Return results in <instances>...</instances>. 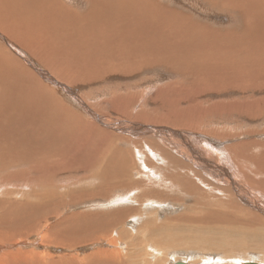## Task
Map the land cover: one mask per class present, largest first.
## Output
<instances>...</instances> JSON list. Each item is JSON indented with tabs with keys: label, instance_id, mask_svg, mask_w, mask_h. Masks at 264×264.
I'll list each match as a JSON object with an SVG mask.
<instances>
[{
	"label": "rangeland",
	"instance_id": "rangeland-1",
	"mask_svg": "<svg viewBox=\"0 0 264 264\" xmlns=\"http://www.w3.org/2000/svg\"><path fill=\"white\" fill-rule=\"evenodd\" d=\"M62 1L67 7L78 13L89 10L93 5V0H89V5L87 0ZM155 1H159L160 6L176 9L178 12L183 11L182 13L189 16L187 19L180 17L182 26L179 29L183 31H179V34L183 37L194 36L211 43L208 45L217 46L215 44L218 41L216 36H219L221 46L225 47V41L229 36L241 35V42L245 44L246 48L244 51L241 49L238 51L243 54H235L233 57V50L220 51L222 54L218 53L216 56L226 57L227 60L223 68L220 69L215 61L210 60V51L207 49L206 57L209 58H207L209 64H207L208 60L201 56L204 60L196 59L193 61L194 63H191V65L193 64L191 66L187 64L189 59L181 61L184 56L179 52H182L184 47L178 48L179 46L175 45L179 52L172 48L169 52L166 51L161 59L155 57V62L147 63L144 59L145 64L136 63L121 73L119 71L110 72L103 77L104 80L99 77L90 81L92 77L84 75L83 77L89 82L85 83L73 82L68 77L69 82L67 79L64 81L54 75L50 69L41 67V64L32 63L31 65L28 54L21 50L24 47L15 44L20 47V50L11 48L9 51H15L13 52L15 58L22 61L21 68L31 69L30 71L37 77V80L30 78L28 83L32 84L34 89H39L41 82L46 87H41L43 91L34 97L46 95L51 98L50 100L54 98L56 101L63 102L68 109L64 110L65 112L73 114L77 112L87 124H94L92 125L93 129L98 130V134L94 135L90 131L86 133L87 128H85L84 122L72 121L69 126H66L68 134H65L62 140H58L57 138L60 136L55 134L52 135L53 137L46 138L43 147L47 148L51 144L53 148L44 150L40 146L38 147L37 157H34L42 167L38 169V175H32L34 173L31 168V159H27V157L25 159L27 162L18 159L20 165L15 166L16 168L10 167L15 171L19 170L18 176L0 177V241L9 238L20 243L14 248H1V256L7 252V249L15 251L18 248V250L24 248L22 251L29 250L33 253L37 252L35 253L37 255L44 254L45 257L40 259L45 260L48 259L47 256L51 255L54 260L59 259L60 261L77 256L74 262L82 264L85 256L94 250L103 248L102 250H122L124 260L122 258L121 262L123 264H172L180 260L189 264H244L248 259V262L259 263L261 261L260 264L264 262V38L260 40L261 42L257 38L256 42L252 41L247 30L252 29L256 24H251L248 21L249 18L244 21L245 16H241V18L235 10H230L224 5L220 6L216 1ZM176 15L179 17V14ZM204 26L206 28H203ZM0 37L2 36L0 35ZM0 41L8 42L7 39L3 41L1 38ZM253 43L255 49L251 46ZM238 44L241 47V43L238 42ZM198 48L199 45H197ZM205 60L207 63L204 62ZM254 61L257 64H254ZM245 73L247 74L245 75ZM96 74L98 72L94 71L93 76ZM83 77L80 76V78ZM256 82L257 85H254ZM38 86L40 87L38 88ZM247 88L250 90L248 91ZM37 95L39 96L37 97ZM20 116L22 117L21 114ZM67 119L70 120L69 117ZM81 134L89 136L88 139ZM186 140H189L193 144V148L197 149V152L203 157L205 155L208 157L205 156L213 165L212 168L208 166V168H199V164L194 160L195 153L182 144ZM199 142H204V145ZM201 146L207 147L208 153ZM55 147L58 152L54 149ZM104 148L109 151L110 159L117 158L108 160L109 166L112 164L120 166L123 162L119 161V158L124 160L125 168H130L134 174L132 178H129L132 183L119 176L123 183L125 181L127 183L118 186L114 182L111 188L100 186L95 189L97 182L90 178H84L89 174H96L98 179L99 174L97 173L102 169L99 163L105 159L93 160V154L95 152L104 154ZM50 149L53 151L51 154ZM39 150H42L41 153ZM87 150H93V152H87ZM65 151L70 153L66 152L64 158L58 159L59 155ZM187 151L190 154H187ZM42 153L45 154L46 160ZM28 154L31 157L33 155L32 153ZM39 154H42L41 158L38 156ZM50 155L55 160H52ZM71 158L73 159L71 160ZM35 160L32 159V163ZM22 161L25 162L22 163ZM215 166L227 170L229 176L231 173L234 177L232 178L233 183H229L231 180L227 177L224 179L219 176V172L213 169ZM81 167L88 170L83 171L80 169ZM137 170L142 171H139L140 173L137 175ZM9 171L7 168L3 173L6 174ZM109 174L106 176L109 177ZM110 175L112 176H110L111 180L119 179L117 175L112 173ZM44 177L46 179H43ZM236 183H240L241 186L244 184L242 187L246 188L245 191H248L255 201H247L244 196L234 191L231 184ZM114 184L118 187L112 189L115 187ZM143 188L146 190L143 191ZM107 190L111 192L105 193ZM86 194L87 196H85ZM44 195L46 198H37ZM29 197L31 200L28 199ZM38 199L46 203L41 209L33 210L27 204V209H22L24 212L21 210L20 202L34 203L38 202ZM14 203L19 208H16ZM123 210H127L126 215H118ZM110 211L112 212L110 213ZM71 212H99L98 220L100 219L101 222L103 219L107 222L102 224L96 217L90 216L84 220L89 218L86 222L96 223L95 229L98 230L96 232L83 229V231H79L82 228L79 222L72 220L55 225L50 231L51 236L43 235L45 232H42V227H39V224L42 223L44 215L51 217L46 222L51 224L59 217ZM106 212L109 214L106 215ZM209 213L216 214L218 217L223 216L225 220L207 223L205 218L207 219ZM6 214L8 215L5 216ZM111 214H115V216H111ZM16 218L18 219L15 220ZM108 218H111V224H115V221L119 219L116 221L120 222L119 226L106 228L109 222ZM154 219L156 221H153ZM98 223L101 225L99 226ZM224 223L226 224L224 225ZM239 223L240 225H238ZM32 227L34 230L37 229L36 232L32 230ZM22 230H26V232ZM17 232H23V234H16V237L13 234ZM94 232L101 238L111 235L112 239L116 238V244H109L107 239L88 242ZM120 232L124 236L119 234ZM100 237L98 239H101ZM67 241L70 242L69 246ZM71 242L72 245L74 243L73 246ZM58 243H62V245L56 246ZM75 253L76 255H74ZM200 253H202L201 256ZM222 254L223 256H221ZM200 258L203 259L200 260ZM254 258L257 259L254 260ZM241 260L243 261L241 262Z\"/></svg>",
	"mask_w": 264,
	"mask_h": 264
},
{
	"label": "bare ground",
	"instance_id": "bare-ground-1",
	"mask_svg": "<svg viewBox=\"0 0 264 264\" xmlns=\"http://www.w3.org/2000/svg\"><path fill=\"white\" fill-rule=\"evenodd\" d=\"M90 1L87 0L88 5H89ZM210 1L211 2L216 1L220 6L224 5L230 10L233 9L237 13H239L240 17L241 16L246 17V18H244V21L249 18L248 21L251 22V24H256L252 29L247 30L248 35H251L250 37H251L252 41L256 42V38L259 39V41L262 38H264V6H263L264 0H210ZM158 2L159 1H155V0H93V5L89 10L81 11V13H78L74 9L67 7L66 4L62 0H0V35L2 36L0 38L3 41H6V39L8 40L7 43H3L0 41V177L1 178L6 177L5 175H10V178L12 176H18L19 170L15 171L14 168H11L14 170V171H12L10 169V167H15V166L17 167V165H20L18 163V159L25 160L27 157H28L27 159H31V168H32V172L34 173L32 175H38L37 174V173H39L38 169L42 168L39 165V163L35 160V158L37 157L36 153L38 151V147L40 146L44 150H47L49 148H53V146H51V144H49V147H47V148L43 147V144H44L46 138L48 136L53 137L52 135L55 134V135L60 136V137L58 136L59 137V138H57L58 140H62L63 139L62 137L65 136V134H68L67 133L68 130H66V126H69L70 122H72V121H75L76 123L77 122H80V123L84 122L86 124L85 128H87L86 133L90 131L94 135L98 134L97 133L98 130L93 129L92 125H94V124H92L91 122H90L91 123L90 125L87 124L86 121L84 119H82L80 115L77 114V112H76V114L65 112L64 110H68V109H66V105H64L63 102H61L59 100L56 101V99H54V98H52V100H50L51 98L46 96V95L41 96V97H38L39 95H37L38 98L34 97L36 94H39L40 92L43 91L41 89V87L42 88H46V87L41 82L40 83L41 87L38 86V88L40 87L39 89H37V88L34 89L33 85L32 84L30 85V83H28L30 81V78H36V80H37V77L34 75V73H32L30 71L31 69L29 70L27 67L25 69L21 68L20 65L23 66L22 61L15 58V54L13 53L15 51H13V52L9 51V50H11V48L12 49L17 48L20 50V47H18L15 44H19L22 47H24V49L21 48V50L28 54V59L30 60L29 63L31 62V65H32V63L38 64V65L41 64L42 65L41 67H43V68L46 67L47 69H50V71L54 75L59 77L61 80L66 81V79H67V81H68V78H69V79H72L73 82H85V83H89V82L87 81V79L85 77H83L84 75L91 76L92 78H90V81L92 79L96 80L95 78H99V77H100V79L101 78L103 79V77L105 75L109 74L110 72L119 71V73H121L123 70H127V69L131 68L132 66L136 65V63L137 64L138 63L139 64L140 63L145 64L144 59H146L147 63L149 61L155 62L154 61V59H156L155 57H158L159 59H161L162 55L166 54V51L169 52L170 49H172V48H174L176 50L177 47H175V45L179 46L178 48L184 47L182 52L181 51L179 52V50H176L184 56L183 59H181V61L189 59V62L187 64L191 65V63L193 61H196V59H200L202 61V60H204L203 58H206V60H208L210 58V60L215 61L219 65L218 68H220V69L223 68L225 62L227 61L226 57L224 58V57H217L216 56L218 53L222 54L220 51L225 50L227 52L229 50H233L234 53L232 55L234 57L235 54L238 55V54L242 53V52L238 51V49H241L242 51H244V49L246 48L245 44L243 42H241V35L229 36V38L225 41V43H226L225 47L221 46L219 36H216L218 41L215 44H217V46L208 45L211 43L206 42L205 40H201L199 38H196L194 36H190L189 38H188L189 35L187 37H185V36L183 37L182 35L179 34V31H183V30L179 29V27L182 26V22H181L182 19L180 17L187 19L189 16L187 14L182 13L183 11L178 12V11H176V9L175 10L174 9H167L163 6H160V4ZM145 4H147V5H145ZM235 11H233V12H235ZM176 14H179V17ZM124 18H126V19H124ZM203 28H206V27L204 26ZM183 38H185V39H183ZM236 41L241 43V47L239 46L238 42L235 43ZM197 45H199L198 49H197ZM251 46H253L255 49L254 43H253V45L251 44ZM207 49H209V51H210L209 52V58L206 57L208 55ZM226 54H228V53H226ZM201 56H203V58ZM25 58H27V57H25ZM227 59H229V58H227ZM206 60L204 62H206ZM138 61H140V62H138ZM207 64H209V60H208ZM254 64H257V62L254 61ZM28 67H30V66H28ZM208 67L210 68L209 65H208ZM144 68H146V67H144ZM249 69H251V68H249ZM94 71H97L98 74L93 76ZM207 71H209V70H207ZM40 74H42V73H40ZM246 74L247 73H245V75ZM261 74H260V78L263 75V74L262 75ZM43 75H44V73H43ZM80 76L83 78H80ZM257 76H258V74H257ZM253 77H254V75H253ZM240 78H242V77H240ZM247 78H245V79H247ZM53 81H55V80H53ZM250 81H252V80H250ZM260 81H262V80H260ZM257 82L254 85H257ZM54 84H58V83H54ZM258 85H261V84H258ZM250 88L249 89L247 88L248 91L250 90ZM65 90H66V88H65ZM241 91H242V89H241ZM71 94H73V92H71ZM79 99H80V97H79ZM52 102H54V103H52ZM102 108H103V106H102ZM69 109H71V108L69 107ZM20 114L22 115V117L20 116ZM67 117H69L70 120H68ZM96 118H98V117H96ZM135 134H137V133H135ZM81 135H83L87 139L89 137V136H85L84 134H81ZM175 136H177V135H175ZM182 144L185 145L187 147V149H189L190 151L195 153V155H194L195 159L194 160H196V162L199 164V168L200 167L201 168L202 167L203 168H208V167L212 168L213 167V165H211V163L206 159L207 156L205 155L206 157L204 156L205 157L204 158L200 153H198L197 149L193 148V144L189 140L184 141ZM199 144L204 145V142L203 143L199 142ZM205 146H206V143H205ZM56 148L57 147H55L54 149L57 150ZM201 148L204 151H207V153H208L209 149L207 147L201 146ZM258 148H259V146H258ZM41 151L42 150H39L40 153H41ZM88 151L89 150H87V152ZM49 152L51 154V152H53V151H51V149H50ZM57 152H58V150H57ZM66 152L67 151L62 152L63 154L61 153L59 155L58 159L64 158V153H66ZM89 152H93V150H90ZM116 152H117V148H116ZM28 153H32L33 154L32 157H31V155L28 156L29 155ZM76 153H77V151H76ZM57 154H55V155L58 156ZM187 154H190V153L187 151ZM41 155L39 154L38 156L40 157ZM44 155L45 154H43V157L46 160V157ZM70 156H72V155H70ZM67 157H69V156H67ZM109 157H111V155L109 154V151L106 149H105L104 154H100V153H96V152L93 154V160H101L102 158L105 159V161L102 160V162L99 163V165L102 166V169L99 171V173H97V174H99V177H98L99 180L97 179L96 176H98V175H96V174H91V175L89 174V176L84 177V178L93 179V180H95V182H97L95 184V186H96L95 189H98L100 186H106L107 188H111V186L113 185L114 182L118 186L123 185L124 183H127V182L125 181L123 183L122 180L119 178V176L122 177L123 180H127V181L129 180L130 181L131 179H129V178L130 177L132 178V175H134L131 172L130 168H128V169L125 168L124 160H121V158H119V161H121L123 163L120 166H116L114 164L109 166V164L107 162L108 160H116L117 159L116 157L115 158L113 157V159H110ZM73 158L75 159L74 155H73ZM73 158H71V160ZM76 158H78V157H76ZM32 159L35 160L34 163H32ZM51 159H52V156H51ZM45 160H44V162H45ZM52 160H55L54 157ZM25 161L27 162V160H25ZM25 161H22V163ZM56 161H57V159H56ZM49 163H50V160H49ZM56 163H58V162H56ZM70 163H69V165H70ZM74 163H76V162L74 161ZM77 163H78V161H77ZM7 168L10 171L7 172L6 174L3 173V171ZM80 169H82L83 171L88 170L87 168L83 169L82 167ZM213 169L216 170L217 172H219V174H218L219 176H221L223 178L227 177V179L231 180V181H229V183L230 182L233 183L232 178H234V177L232 176V174L230 172H229L230 173V176H229V174L227 173L228 171L223 169V168L219 169L218 166H215V168H213ZM44 171L46 172L47 170L45 169ZM139 171H142V170H139ZM139 171L138 170L136 171L137 175H138V173H140ZM109 173L110 174L112 173L115 176L117 175V177L119 179H115L116 181H114V179L111 180L110 178L112 176ZM108 174H109V177H107ZM49 175H51V174H49ZM215 175H216V173H215ZM39 176H41V175H39ZM117 177H115V178H117ZM26 178H27V175H26ZM113 178H114V176H113ZM144 178H145V176H144ZM43 179H46V178L44 177ZM234 180H236V179H234ZM35 182H36V180L34 181V183ZM39 182H41V181H39ZM130 182L132 183V181H130ZM41 183H43V182H41ZM74 184H76V183H74ZM115 184H114L115 187H112V189L118 187ZM231 185L235 189L234 191H236L241 196H244V198L247 201H249V200L253 201V202L255 201V199L254 200L252 199L254 197L251 196L248 193V191H245L246 188L242 187L244 184L242 186L240 185V183H236L234 185L231 184ZM140 188H141V185H140ZM144 188L142 189L143 191L146 190ZM149 190H151V189H149ZM110 192H111L110 190H107L105 193H110ZM242 192H244V193L241 194ZM55 193L56 192H54V194ZM148 194H150V193H148ZM45 195L39 196L37 198H41V197L46 198L48 196V193H47L46 197H45ZM245 195H247V197H245ZM85 196H87V194ZM260 196H262V195L260 194ZM52 197H53V195H52ZM121 197L123 198V196H121ZM106 198H107V196H106ZM28 199H30V197ZM114 201L116 202V200H114ZM119 201H121V200H119ZM127 201H129V200H127ZM138 201H136V202L138 203ZM146 202H147V200H146ZM27 204L30 205L29 208H32L33 210H38V209H41L46 203L41 202V200L39 201V199H38V202H34V203L22 201V202H20L21 210L27 209V207H28ZM13 205L16 208L18 207L16 203H14ZM8 209L10 210V208H8ZM214 211H215V209H214ZM217 211H218V209H217ZM111 212L112 211H110V213ZM126 212H127V210H123V211L119 212L118 215H126ZM114 213H116V212H114ZM107 214H109V213L106 212V215ZM7 215L8 214H6L5 216H7ZM53 215H56V214H53ZM101 215H103V214H101ZM112 215L115 216V214H111V216ZM44 216H43L44 218H43L42 223H41L42 225L39 224L40 225L39 227H42V229H41L42 232H45L43 235H50L51 234L50 231L52 230V228L55 225H58V224H61V223L67 222V221H72V220H77L79 222L80 226L82 227L81 230H79L77 228L79 231L91 230V231L96 232V231H98L97 229H95L96 223L94 224L92 222H86L89 218L86 219V221L84 219L86 217H90V216L99 218L100 213L99 212H96V213L95 212L94 213L93 212H91V213L90 212H77V213L71 212L68 215H64V216L59 217L58 220L54 221V223H51V224L46 223L48 221V219H50L51 217L49 218V217H46V215H44ZM207 216H208L207 219L205 217L204 218H205L206 222L210 223V224L212 222H223L225 220V218L223 216L218 217L216 214H213V213H209V215H207ZM98 218H97V220H98ZM127 218H126V220H127ZM17 219L18 218H16L15 220H17ZM29 219H32V218H29ZM112 219L115 220L114 218H112ZM39 220H41V219H39ZM118 220L119 219H117L116 221H118ZM98 221L100 222V219ZM111 221L112 220L110 218L109 222H108V226H106V228H110V227L114 228V227L119 226L120 222L115 221V224H111ZM153 221H156V220L154 219ZM196 221H197V219H196ZM199 221L200 220L198 219V222ZM101 222L103 224L104 222L106 223L107 220L103 221V219H102ZM149 223H150V221H149ZM153 223H155V222H153ZM127 224H128V222H127ZM200 224H201V222L199 223V225ZM225 224L226 223H224V225ZM32 225H34V224H32ZM100 225L101 224H99V226ZM129 225H131V224H129ZM142 225H143V223H142ZM155 225H156V223H155ZM203 225H205V224H203ZM238 225H240V223ZM19 228H17V229H19ZM57 228H59V227H57ZM99 228H101V227H99ZM237 228H239V227H237ZM25 229L29 230L27 228H25ZM26 230H22V231L26 232ZM32 230L34 232H36L37 229L34 230L32 227ZM38 231H39V229H38ZM120 231H121V229H120ZM263 231H262V233H263ZM30 232H31V228H30ZM95 232H94V234L92 233L93 235L91 233H89V234H91V237H89L90 239L88 238L89 240L87 239L88 242H92L95 240H105V239L108 240L109 244L110 243L114 244L116 242V238L112 239L111 235L110 236L107 235L108 236L107 238H105V237L101 238L100 236H97ZM16 234L20 235V234H23V232L22 233L17 232L13 235H16ZM119 234L123 235L121 232ZM17 235H16V237H17ZM59 235H61V234L59 233ZM62 235L64 236V234H62ZM98 235H100V234H98ZM121 235H120V237H121ZM257 235H259V234H257ZM45 237H47V236H45ZM98 237H100L101 239H98ZM1 238H3V237H1ZM14 238L15 237L13 236V239ZM47 238H49V237H47ZM262 238H260V239H262ZM50 239L52 241V238H50ZM54 239H56V238H54ZM57 239H59V238H57ZM70 240H71V238H70ZM70 240H68V241H70ZM68 241H67V244L69 246L70 242H68ZM57 242H58V240H57ZM61 242H63V241H61ZM72 242H71V245H72ZM0 243H1L0 249L6 248V247L7 248H14L17 244L20 245V243H16L14 240H11L9 238L5 239V240L2 239L0 241ZM54 244H57V243L55 242ZM59 245H62V243L61 244L58 243V245H56V246H59ZM73 245H74V243H73ZM199 247H200V245L198 246V248ZM21 248H22V246H21ZM189 248H190V246H189ZM18 249L17 250L14 249L15 251L7 249L6 253H4V254L2 253L3 255L2 256L0 255L1 256L0 257L1 258L0 264H76L74 262V260H76L77 256L70 257V258L64 257L65 260L60 261L59 259L54 260L52 258V255H51V256H47L48 259L45 260V259H40V258L45 257V255L42 253L37 255V254H35L37 252L33 253L29 250L28 251H22L24 248L22 250H18ZM102 249L94 250V251H92V253H89L87 256L84 255L85 257L83 258L82 264H114V263L115 264H123V262H121L122 258L124 260L122 250L119 251V250H115V249H113V250H102ZM190 249H192V248H190ZM185 250H187V249H185ZM194 250H196V249H194ZM154 251H156V250H154ZM192 251H193V249H192ZM203 254H204V252H203ZM74 255H76V253ZM195 255H197V254H195ZM201 255H202V253H200V256ZM214 255L217 256L216 254H214ZM237 255H239V254H237ZM38 256H39V258H37ZM221 256H223V254ZM220 257H217V258H220ZM240 257H238V258H240ZM249 257L250 256H248V258ZM187 258H188V256H187ZM205 258H207V257H205ZM258 258H260V257H258ZM185 259H186V256H185ZM201 259H203V258H200V260ZM227 259H229V258H227ZM255 259H257V258H254V260ZM173 261H175V260H173ZM203 261H205V260H203ZM221 261H222V259H221ZM242 261L243 260H241V262ZM248 261H249V259H248ZM235 262H237L236 259H235ZM238 262H239V260H238ZM260 262H259V264H260ZM203 264H205V263H203Z\"/></svg>",
	"mask_w": 264,
	"mask_h": 264
},
{
	"label": "water",
	"instance_id": "water-1",
	"mask_svg": "<svg viewBox=\"0 0 264 264\" xmlns=\"http://www.w3.org/2000/svg\"><path fill=\"white\" fill-rule=\"evenodd\" d=\"M172 264H189V263L180 260V261H176V262H174ZM244 264H259V263H257V262H245Z\"/></svg>",
	"mask_w": 264,
	"mask_h": 264
}]
</instances>
